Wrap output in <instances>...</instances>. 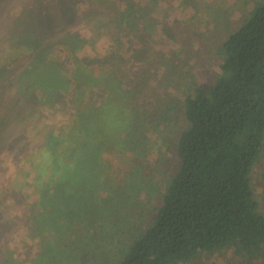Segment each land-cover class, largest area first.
<instances>
[{
  "label": "trees",
  "instance_id": "obj_1",
  "mask_svg": "<svg viewBox=\"0 0 264 264\" xmlns=\"http://www.w3.org/2000/svg\"><path fill=\"white\" fill-rule=\"evenodd\" d=\"M79 1L93 12L114 9L106 24L105 62L91 61L98 71L87 67L86 55L76 53L91 41L90 34L67 24L78 13ZM255 5L219 45L222 60L214 80L185 83L189 125L178 137L174 171L152 217L116 264H181L229 250L240 262L262 264L264 211L253 176L264 148V1ZM7 9L3 25L9 43L0 58V75L19 62L24 68L16 94L21 109L2 112L0 125L2 138L22 139L14 151L19 169L12 183L14 191L35 197L31 206L38 212L29 227L45 223L64 235L108 242L115 215L96 176L103 170L105 140L115 128L132 130L142 118L144 85L134 92L122 80L127 66L141 57L136 51L142 50L144 31L161 14L165 17L164 0H13ZM101 25L94 34L101 33ZM174 107L161 108L160 118L165 121ZM71 199L82 203L81 213L79 206H68ZM59 244L54 252L65 249Z\"/></svg>",
  "mask_w": 264,
  "mask_h": 264
},
{
  "label": "rangeland",
  "instance_id": "obj_2",
  "mask_svg": "<svg viewBox=\"0 0 264 264\" xmlns=\"http://www.w3.org/2000/svg\"><path fill=\"white\" fill-rule=\"evenodd\" d=\"M263 1L164 0L162 13L165 17L161 14L144 31L146 37L140 44L142 50L136 51L141 57L136 58V63L133 61L127 66L124 74L126 78L122 80L123 85L128 84L134 92L136 87L144 85L141 88L144 107L138 111L142 118L136 121L132 130L115 128L114 133L105 140L103 170L96 176L97 186H104L106 206L112 208L113 212L107 210L115 215L111 219L112 236L108 242L105 238L97 237L95 240L79 233L64 235L45 223L39 229L33 228V224L29 227L35 212H38L31 206L35 197L29 198L14 191L12 183L19 169V162L13 159L14 151L22 139L18 140L15 136L2 138L0 125V264H116L126 250L127 243L152 217L167 179L174 171L178 137L189 125L182 99L185 83L192 81L208 85L214 80L217 66L222 60L218 52L219 45L253 13L257 6L255 4ZM11 2L13 0H0V58L9 43L5 40L3 19ZM85 3L78 2L80 9L75 18L67 19V24L81 33L90 34L91 41L82 45L76 53L78 56L86 55L89 63H84L90 70L98 71L91 61L105 62L104 49L109 44L106 34L109 33V25L106 24L111 20L114 9L104 6L101 12H93L92 7H87ZM100 24L103 25L100 27L101 33L94 34L93 31ZM163 29L170 31L173 37L164 35ZM54 58L57 59V55ZM77 60L72 56L70 62L75 64ZM82 64L83 61H79V65ZM23 68L21 62L3 68L5 72L0 75V115L2 112L9 114L21 109V97L16 94L23 79ZM150 72H154V77H151ZM168 104L175 107L164 121L160 118V109ZM16 117V114H12L14 120ZM18 130L19 126L12 134ZM253 181L264 211V148L255 167ZM27 191L31 192L32 188ZM74 205L80 207L78 212L81 213L82 203L78 199H71L68 206ZM51 243L56 244L54 249ZM58 243L65 249L54 252L59 247ZM94 243L97 246H93ZM47 245L50 248L45 250ZM42 252L47 262L41 259ZM235 255L231 250L222 255H197L181 264L248 262L245 259L240 262V258ZM261 260L264 264V252Z\"/></svg>",
  "mask_w": 264,
  "mask_h": 264
}]
</instances>
